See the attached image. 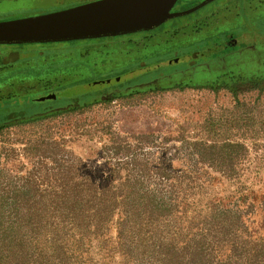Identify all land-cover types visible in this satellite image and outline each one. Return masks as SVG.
<instances>
[{
    "label": "rangeland",
    "instance_id": "rangeland-1",
    "mask_svg": "<svg viewBox=\"0 0 264 264\" xmlns=\"http://www.w3.org/2000/svg\"><path fill=\"white\" fill-rule=\"evenodd\" d=\"M89 1L2 8L0 21ZM159 29L0 45L4 74L36 68L0 82V101H36L0 107V264H264V0H213ZM210 37L236 47L166 64ZM90 186L140 192L111 218L57 212L58 191Z\"/></svg>",
    "mask_w": 264,
    "mask_h": 264
},
{
    "label": "water",
    "instance_id": "water-1",
    "mask_svg": "<svg viewBox=\"0 0 264 264\" xmlns=\"http://www.w3.org/2000/svg\"><path fill=\"white\" fill-rule=\"evenodd\" d=\"M212 1L205 0L186 11L173 12L178 0H93L63 10L0 21V45L70 42L150 31L172 18L190 14ZM52 2L53 0H0V10L35 7ZM182 60L185 59L176 58L166 64H177ZM159 65L96 83L117 85ZM65 94L50 93L36 100H56Z\"/></svg>",
    "mask_w": 264,
    "mask_h": 264
},
{
    "label": "trees",
    "instance_id": "trees-1",
    "mask_svg": "<svg viewBox=\"0 0 264 264\" xmlns=\"http://www.w3.org/2000/svg\"><path fill=\"white\" fill-rule=\"evenodd\" d=\"M163 25V24H162ZM161 29L157 30H150V31H144V32H139V33H134V34H129V35H123V36H116V37H105L103 39H111L114 42H119L120 40H122L123 38H130L133 36H140L143 34H147V33H161ZM78 41V40H77ZM75 42V41H74ZM222 40L221 39H215L213 41V38L210 37L208 39H202V40H198L197 42L194 41L191 43L193 49H190V51L183 55V56H178L177 58L182 59L184 58L185 60L180 61L177 64H169L170 66H176V65H181L186 63L187 61H192L195 58V53H197V51L202 52V53H208L209 50L210 52L213 51L217 54L221 53L222 51L226 50V49H231L230 51H232L236 46L234 45H226V44H222ZM229 43V42H228ZM233 47V48H230ZM204 51V52H203ZM227 51V50H226ZM207 55V54H204ZM208 57V56H207ZM162 63V62H161ZM161 63H157V64H153L147 67H141V68H137V70L139 69H144V68H150L152 66L161 64ZM36 69L35 67H30L27 69H17V70H13L12 72H6L4 74V72H2V66L0 65V82L2 81H6V80H10L9 78H11L12 76L15 75H19L22 72H31V70ZM131 71H135V70H131ZM129 71V72H131ZM151 70H148L147 72L141 74H147L149 73ZM139 75V76H141ZM138 77V76H137ZM136 78V77H135ZM12 81V80H10ZM11 86H9L8 90L10 91ZM9 99L8 100H1L0 101V107H8V106H14V105H22V104H35V98L28 96V97H22V96H16L17 99H15V97L11 94L10 96H8ZM173 188H171L170 190H172ZM112 189H99L96 188L94 186H90V187H86V188H82V189H72V190H68V189H62L60 191L57 192L58 195V203H56V208L58 209L57 212H59L62 215H72L74 214L76 218H83V216L86 215V213H92V215L94 216H107L109 218H111L115 213L117 212H121V205H118V200L120 197H123V189H117L116 192H113V194H111ZM117 191H119V194L117 193ZM139 190L132 188L131 191L129 192L128 197H125V200H129L130 198L136 199L137 196L139 195ZM147 197H149L150 199L147 200V209L148 211H146V213L153 215V214H158L159 213V206L163 207L164 205H159L160 201L158 199V196L156 194L153 193H146ZM172 198L168 199V217L172 215V213L174 212V208L176 207H172V202L171 201H176L177 198H175L173 194H171ZM111 197L113 198V201L111 203ZM124 200V201H125ZM171 204V206H170ZM28 211H34L35 207L34 205H28L27 206ZM132 212H134V209L132 210ZM122 214L127 216L129 214H131V211H122Z\"/></svg>",
    "mask_w": 264,
    "mask_h": 264
},
{
    "label": "flooded vegetation",
    "instance_id": "flooded-vegetation-1",
    "mask_svg": "<svg viewBox=\"0 0 264 264\" xmlns=\"http://www.w3.org/2000/svg\"><path fill=\"white\" fill-rule=\"evenodd\" d=\"M41 5V4H40ZM45 5V4H44ZM29 8V7H28Z\"/></svg>",
    "mask_w": 264,
    "mask_h": 264
}]
</instances>
